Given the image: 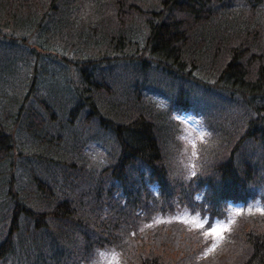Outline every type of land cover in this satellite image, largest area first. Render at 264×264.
Returning <instances> with one entry per match:
<instances>
[{
  "label": "trees",
  "instance_id": "16d2710c",
  "mask_svg": "<svg viewBox=\"0 0 264 264\" xmlns=\"http://www.w3.org/2000/svg\"><path fill=\"white\" fill-rule=\"evenodd\" d=\"M35 1L0 0V85L23 92L0 114V264H200L210 235L168 212L264 200V0ZM185 110L206 131L179 174ZM246 212L215 264H264Z\"/></svg>",
  "mask_w": 264,
  "mask_h": 264
},
{
  "label": "rangeland",
  "instance_id": "374dc122",
  "mask_svg": "<svg viewBox=\"0 0 264 264\" xmlns=\"http://www.w3.org/2000/svg\"><path fill=\"white\" fill-rule=\"evenodd\" d=\"M37 2L38 0L35 1L34 5ZM34 35L40 36L41 34L40 32H38V30L31 29L30 37H33ZM7 44H11V41H7ZM6 69V67H0V80L3 78H8L9 73L8 71H6ZM46 80L49 81L48 79ZM22 81L25 82L24 80ZM22 81H17V87H20ZM54 83L61 85L62 81L55 80ZM13 90L14 89H11V83H8L4 86L0 85V114L5 113L4 111H2L4 110L2 106L6 104L10 105L9 102L10 100H12V96H17V99H20V97L22 96L23 92L20 93L17 89L16 92H14ZM12 110L11 108L7 107V111ZM179 116L184 118V121L180 123L181 130L178 135L182 143L179 149L180 153L177 156L179 162L173 160V168L174 171H179L180 174L184 170H192L199 167L198 152L200 151L199 148L202 138L205 136L206 127L202 123L200 117L198 115H195L191 111L185 110L179 112ZM99 151L100 149H95L90 153L92 155H95L96 153L99 155ZM99 156H103L105 158L104 154H101ZM262 197V195H259L258 197L254 198L253 201H250L247 204L233 203L230 205V207L223 208L225 212L218 210L216 215L211 213L210 209L207 206H203V208H200V210L193 212L189 209V207H187L186 204L182 203L183 205L179 206V212H176L173 215L172 212H168L166 219L169 220L173 217L182 218L183 223L187 228H189L190 230L192 229L194 233H196L200 237L204 236L206 239L207 235H205V232H210L212 227L224 226L225 230L220 233V236L210 235L212 243L210 244V247L208 249H202L200 252L199 250H192L196 254V257L201 259L200 264H215L216 261L225 258L227 254L233 250L234 247H229L228 245H226V243L231 237V231L237 225L239 216L244 215V213H248L246 211H260L264 209V200L262 199ZM243 211L244 213L242 214ZM237 213L240 214L237 215ZM201 223L204 225L203 228L199 227ZM209 249L212 250L209 251ZM190 254L191 251H189L188 254L183 257V260L185 259L186 261H190ZM95 259H97V262H95L94 264H124L122 260L117 257L116 252L109 248L99 250Z\"/></svg>",
  "mask_w": 264,
  "mask_h": 264
},
{
  "label": "snow or ice",
  "instance_id": "6c2138e0",
  "mask_svg": "<svg viewBox=\"0 0 264 264\" xmlns=\"http://www.w3.org/2000/svg\"><path fill=\"white\" fill-rule=\"evenodd\" d=\"M262 214H264V209L260 210ZM240 213H237V215H239ZM199 227L203 228L204 225L201 223L199 225ZM225 230L224 226H216V227H212L210 232H205V235H214V236H220V233L223 232ZM212 249H209V251H211Z\"/></svg>",
  "mask_w": 264,
  "mask_h": 264
}]
</instances>
